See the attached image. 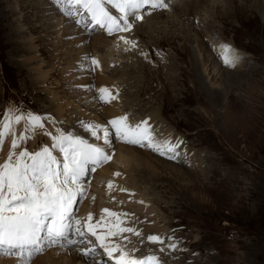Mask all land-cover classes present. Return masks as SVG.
Returning <instances> with one entry per match:
<instances>
[{
	"label": "rangeland",
	"instance_id": "374dc122",
	"mask_svg": "<svg viewBox=\"0 0 264 264\" xmlns=\"http://www.w3.org/2000/svg\"><path fill=\"white\" fill-rule=\"evenodd\" d=\"M27 1L0 0V114L6 115L9 106L19 107L50 123H44V131L37 129L36 134L32 133V139L29 136L23 140L28 124L22 119L24 127L17 132L18 124L12 121L14 128L11 130L14 132L10 139L9 135L0 138L2 148L5 144L8 146V153L4 151L2 158L5 163L14 151L27 150L35 154L47 144L54 143L51 135L46 136L49 133L46 126H53L56 131L59 129V134H75L90 143L94 137L86 129L91 125L104 127L106 122L101 121L103 114L98 113L106 109L105 105L102 109L95 106V101L89 107L85 105L91 100L87 98L85 101V93L91 94L92 88H79L72 84L77 91H71L66 81L71 72H62L69 65V59H59L67 47L61 48L58 43L65 37L67 41H80L87 37L84 42L90 46L102 30L94 31L89 24L76 23L65 16L53 0H38L46 4L45 8L36 7L37 0ZM175 1L185 2L171 0L168 9L145 14L143 21L136 22L131 31L109 35L113 40L124 36L136 44L135 48L127 44L109 52L116 59L110 70L125 73L121 79L126 94L122 108L127 111L128 123H139L138 117L157 111L161 126L183 141L178 149H186L181 155L183 163L192 164L191 167L183 166L180 156L171 160L153 151L154 158L170 163L178 171L159 168L152 175L155 179L150 176L152 183L161 182L160 187L153 185L154 190L150 187V180L144 178L147 186L150 185L148 188L142 185V191L147 193L143 196L153 208L158 225L168 233L164 238L171 237L173 233L172 237L178 241L182 238L185 245V240L197 243V250L189 245L190 248L185 250L178 246L176 256L171 250L180 264H264V0H207L206 3L204 0H197V3L186 0L192 8V13L186 15L175 9ZM109 9L118 15L111 7ZM154 14L163 15L149 21L148 16ZM64 21L68 24L60 29L64 26L58 23L63 24ZM148 21L153 22L155 31H151ZM201 29L211 33L213 40H207L208 43L204 42L201 47L197 41L199 56L206 61L196 75L191 57L194 40L189 38H195ZM68 33L72 34L63 36ZM199 37L201 41L205 39L203 33ZM84 42L80 43L84 45ZM221 45L230 46L239 57L236 63H243L244 67L229 70V66L222 62V56H218ZM235 45L243 51L235 49ZM212 47L217 54L213 53ZM92 52L85 53V57H92ZM85 57L84 61L79 59L80 64L77 63L75 70L88 67ZM83 62L86 66H81ZM41 65L42 68L45 65L43 70L54 68L50 74L54 80L50 77L49 83L48 80L47 83L38 82ZM90 80L95 83L94 78ZM59 83L60 89L57 87ZM93 88L96 89L95 84ZM60 90L67 94L65 98ZM54 96H62L63 103L69 101L70 105L64 111L67 116L55 114L56 103L62 99L56 100ZM80 108L92 113L80 115L78 122L74 118L77 117L75 111ZM3 122L4 116L0 115V124ZM160 123L150 126L151 129L155 131V126ZM107 124L106 128L111 130V125ZM8 139L11 144H8ZM13 140L20 145L16 149L12 148ZM111 141L117 145L120 140L112 136ZM189 144L192 151L187 149ZM143 172L147 173L144 169ZM75 216L79 220L78 215ZM52 249L39 255L32 264L45 259L44 256L47 257ZM62 257L60 263L67 264L70 256Z\"/></svg>",
	"mask_w": 264,
	"mask_h": 264
},
{
	"label": "snow or ice",
	"instance_id": "6c2138e0",
	"mask_svg": "<svg viewBox=\"0 0 264 264\" xmlns=\"http://www.w3.org/2000/svg\"><path fill=\"white\" fill-rule=\"evenodd\" d=\"M53 2L65 16L76 23L84 26L91 23L93 28L99 26L108 35H113L131 31L136 22L143 21L145 14L168 9L171 0ZM109 7L118 15L109 11ZM119 39L132 48L136 47L134 41L124 36ZM218 56H222V62L229 67H235L239 59L227 45L220 46ZM85 60L89 70L99 65L94 57L88 56ZM106 91L107 89H100L98 98L104 100L103 93ZM0 115L4 116V122L0 124L3 129L0 131V138L11 134L12 121L19 124L23 119L32 128L43 127L42 117L26 113L19 107L9 106L6 115ZM126 121L127 117L110 121L111 132L106 127L95 125L86 129L96 140H103L104 146L89 143L75 134L66 135L61 132L52 137L54 143L51 148L45 147L35 154L24 150L14 151L9 155L7 162L0 165V255L16 256L21 264H32L34 259L49 249L59 248L70 254L78 253L85 264H109L114 252L118 251L122 254L116 264H164L157 253L165 252L166 249L178 250L174 237L161 238L153 235L148 236L147 240L159 245L156 252L144 258L133 259L131 256L134 249L129 251L123 246L106 244L103 242L104 237L98 236L89 228L91 236L101 241L98 245L93 243L89 232L82 229L81 222L72 212L76 197L83 199L85 196L83 178L89 171H95L97 166L112 160V136L127 145L147 148L169 159H176L180 154L178 149L182 140L158 139L153 130L146 126V121L134 126ZM18 146V142L13 140L12 148L16 149ZM53 152L57 154L54 155ZM60 154H63L62 159L58 158ZM120 231L132 233L135 230L129 227ZM135 234L140 235L139 232ZM165 240L168 241L167 244Z\"/></svg>",
	"mask_w": 264,
	"mask_h": 264
},
{
	"label": "bare ground",
	"instance_id": "6f19581e",
	"mask_svg": "<svg viewBox=\"0 0 264 264\" xmlns=\"http://www.w3.org/2000/svg\"><path fill=\"white\" fill-rule=\"evenodd\" d=\"M37 1H35V6L36 7L45 8L46 4L43 5L44 3L39 2V1L37 2ZM193 1H196V3H197V0H193ZM233 1L235 2L236 0H233ZM175 2H176L175 4H177V6L175 7V9L176 10H179V12L181 14H185L186 15L188 13H192V8L188 5L189 3L186 0H185L184 3H181L179 1H175ZM206 2H207V0H204L203 1V3H206ZM243 3L245 4V2H243ZM31 4H32V2H31ZM255 4H257V3H255ZM221 7H222V5H221ZM250 8H251V6H250ZM45 12H44V14H45ZM244 12H243V15L245 14ZM161 15H163V14H160V15L154 14L153 16H150V17L148 16L149 21L150 20H153L154 18H159V16H161ZM189 15H191V14H189ZM244 16H246V15H244ZM249 20H251V19H249ZM254 20H256V19H254ZM149 21H148V24L151 25V31H155V25L153 24V22H149ZM165 22H167V21H165ZM67 24H68L67 21H64L63 24L58 23L59 26H61V25L64 26V27H62L60 29L66 28V25ZM88 24L91 25L92 29L95 30V31L96 30H98V31L101 30V28L99 26H96L95 28H93V24H91V23H88ZM212 25H211V27L213 28ZM142 27L147 28L144 25ZM151 31L148 30V33L149 32L151 33ZM200 33H203V35H204L203 38H205L202 41L200 40L201 38L199 37V34ZM200 33H196L197 36H195V38L194 37L191 38V36L189 38L192 41L194 40L192 42L193 47H194V50H192L191 57L194 60L193 67L196 70V75H199L200 70L202 68H204V66H205V64L203 63V61H206V59H201L200 56H199V52L197 51V47H198L197 41H200L199 42V47H201V46L204 45V42L208 43L207 40H211L212 37H213V35H211V33H208L207 31H203L202 29H201ZM71 34L72 33L63 34V36L64 35H71ZM103 36L108 37L110 39L104 38ZM103 36L98 35L97 36V39L92 44H90V46L86 45L87 42L86 43L84 42L85 39H87V37H85L84 39H81L80 41H78L76 39L73 40V41L68 40L69 42L67 41V37H65V38L63 37L65 40H61L60 39L61 41L58 42V43L60 44L61 48H65V47H67V48H66L65 51L62 50V52H61V53H63L62 54V58H59V59H64V58H66V60L69 59V61H68L69 62V65L66 68H64L62 72L63 73H66L68 70H69V72H71V74L69 75V77L66 78V81L68 80V82H69L70 88H72L71 91H77V89L73 88L74 87L73 86L74 84H76L75 87L78 86L79 88L82 87V86H86V87H83V88H86V89H88V88L91 89L92 88L91 94H89L87 91H86L87 93H85V96H84L85 101L87 100V98L88 99L89 98L91 99L90 102L88 101L87 103H85V105L87 104V107H89V105H92V102L93 101H95V106L96 105L99 106L100 109H102L101 108L102 105H105V108L106 109H104V111L101 110L100 112H98L99 115H101V113L103 114L102 118L104 120L102 119L101 120L102 122L106 121L108 123L107 125L109 126V124H110L109 122L110 121H112V120H119L121 117H127L126 123H128L130 119L128 118L127 111H125V109L122 108L123 103H125V101H126V98H125L126 94H125V91L123 89V82H121V79H123L125 73L122 72V71L116 73L117 71L116 72H113V71L110 70L112 62L113 61L116 62V59H113L109 55V52L110 51H112V50H114L116 48L119 49L120 46H124L125 47V45H127V44L123 43L120 39H117V38L114 39V40L111 39V37L107 34L106 31H105V34H103ZM118 37H120V36H118ZM126 39H128V38H126ZM81 41H83L85 44L84 45L81 44L80 43ZM79 44H81V45L78 46ZM214 45H216V44H214ZM123 48H122V50H123ZM213 49H214V52L213 53H216L217 54V50L215 48H213ZM208 50L206 49V52H209ZM90 51H93L92 53H94V55L92 57H94L95 59H97L99 61V65L98 66H95L92 70L94 72L97 71V75L94 78V80H95V83L94 84L96 86V92L98 93V96L100 95V93H99V90L100 89H102V88L103 89H107V91L105 93H103L104 100H101V99L97 98L98 96L97 97L92 96L93 90H94V88H93L94 84H89V82H90L89 80L91 78L90 77V72H92V70H89L88 67L83 68L81 71L75 70L77 63L80 64L78 62L79 59L80 60L81 59L83 60L84 59L83 57H85V53L90 52ZM119 51L117 53H120ZM114 52H116V51H114ZM212 57H213L212 60L215 62L214 56H212ZM84 65L85 64L83 62L81 66H84ZM44 66L45 65H43V68H44ZM79 66H78V69H79ZM221 66H222V64H221ZM243 67H244V64L243 63H236V66L235 67H229V70L230 69H232V70L233 69H241ZM43 68H42V65L39 67V73H38L39 74V78H38V82L40 84L45 83V82L47 83V80L48 79L50 80V77H51V75H50L51 74V70H54L53 67H50L51 69H48V70H45L46 68L43 70ZM51 78H52V80H54L53 77H51ZM49 80H48V83H49ZM60 83L57 84V87H59V89L61 88L60 87L61 86ZM65 85H68V84H65ZM50 86H51V84H50ZM47 87H49V86H47ZM41 90H44V89H41ZM64 93H65V91L62 90L61 91V94L65 98L67 96V94L66 93L64 94ZM43 97H45V96H43ZM54 97H55L56 100H61L62 99V102L61 101H59V102L57 101V103H56L57 104V107L55 109V111H56L55 114L58 117H64V115L67 116L68 114H65L64 111H66L67 106L70 105L69 104V101H67L66 103H63V97L62 96H54ZM106 100L109 101V102H105ZM70 103H72V102H70ZM52 104H54V103H52ZM74 106H76V105L74 104ZM93 106H94V104H93ZM90 113H92V112H86L84 109L80 108L79 110H76L75 111V114H77V117L74 118V119L79 122V119L81 118L80 115L81 116L82 115H88L89 116ZM116 116H118L119 119H116ZM158 117H159V113L157 111H154V112H152V114L148 113L147 116H145V117H138L137 119H140L141 118L139 123L146 121L147 122V125L149 126V128H151L150 126L156 125V123H158V122L160 123V121L158 120ZM71 118L72 117H70V119ZM46 121H44V120L42 121L41 120V124L44 126V123ZM22 122H23V120H21L20 124L17 125L18 126L17 127L18 129L17 130L15 129L17 132H20L21 131V128L24 127L23 124H22ZM106 122H104V127H106V125H105ZM137 122H136V124H139ZM48 123H50V121H47V124L46 125H48ZM13 124H12V129L14 128V125ZM128 124L129 125H132L133 123L131 124V122H130ZM136 124H134V125H136ZM91 126H93V125H91ZM91 126H89V127H91ZM56 127H58V126H56ZM155 127H156V130L159 129L160 135L165 140L166 139H171V140H177V139H179L177 137V135L175 133H173L171 130H169L167 128H163L161 126V123L160 124H157V126H155ZM37 129H39L40 131H42V130L44 131V128L43 127L42 128H32L28 124L27 128L25 129L26 130V132H25L26 134H23V136H22L23 140H25L26 137L27 138H29V136L31 137L32 136V133L34 134L37 131ZM75 129H76V127H75ZM46 130L49 133H51V137L56 136V135H59V132H58L59 129L56 131V130H54L53 126L51 127V125L50 126H46ZM79 130L80 129H78L77 132ZM13 132L14 131L11 130V134L9 135V139H10V136L12 135ZM74 132H76V131H74ZM109 132H111V131H109ZM39 135H41V134H39ZM46 136H48V134ZM32 137H31V139H32ZM41 138H42V136H41ZM43 138H44V136H43ZM9 139H8V144H11V143H9V142H11V141H9ZM37 140H36V142H37ZM117 141H118V139H117ZM118 142L119 143L116 145L115 144L116 142L111 141L112 148H113V151L111 153L112 160L109 161L108 163H105L103 165L97 166L95 168V171H89L88 174L83 178V188L85 190V196L83 197V199H81L79 196L76 197L75 205L73 206L72 211H73L74 214H78L79 216H81V221H85L87 223V225L90 226L91 223L93 222L91 219H97V217L100 216L103 207L109 208L111 210V212L116 213V215H108V217L110 218L109 220L112 219L113 222L116 223L117 226H120V228L118 230H116V235L120 236L123 239V240H120L121 241L120 243L123 245L124 248H126L129 251H132L133 249L127 248L128 247V244H129V242L127 240H132L133 246H135V244L141 243L143 240H145L144 238L141 239L140 238V235L137 236L135 234L136 232H139L141 234H145L146 233L147 236L155 235V236H158V237H161V238H164L165 236H168V233H166L165 230H162L161 229L162 227H160V224L158 225V223H157L155 225L154 219L155 220H158V218L156 217L157 218L156 219L154 216H151V213L154 212V210H153V208L150 207V205L148 203V200L145 199L146 196H143V195H146L147 194V193L144 194L145 192L142 191V185L145 184L147 186V182L144 181L143 179L144 178H147V180H150V182L152 183L153 180L150 178V176L154 175L157 172V170H159V168H162V169H165V170H167L168 168H172V169L174 168L175 172H177L178 170H177V167L175 168V167L171 166L170 163H167L166 161H160V160L154 158L153 157V154H151L153 152L152 150H149V151H147V150H139V149H137L135 147H132L134 145H127L124 142H120V141H118ZM34 143H35V141H34ZM90 143L97 144V145H100V146H104L103 140H96L95 138L91 139ZM52 144H53V142H51L50 144H47L46 147L47 148H51L52 147ZM136 147H139V146H136ZM32 150H34V149H32ZM4 151L8 153V146H6V144L4 145V148H1L0 149V165H3L5 163L4 162L5 160L2 161L3 156H5L4 155V153H5ZM154 153L157 154L156 152H154ZM53 154L56 155L57 152H53ZM62 155L63 154H60L58 158L62 159ZM143 169L147 173H144L143 172ZM117 173H119V175H117ZM153 179H155V178L153 177ZM155 183H152V186H150V187H152L153 190H154V186L153 185H155L156 187H160L161 186V184H160L161 182H159V183L158 182H155ZM109 184H111V187H109ZM149 185L150 184H148V186ZM148 186L146 188H148ZM94 214H95L96 217L94 216ZM120 214H126L125 215V219H122V220L117 221L121 217ZM117 216H119V217H117ZM135 216L141 218V220L143 219L144 216H147V217H150L151 216V219H149L148 221H145V222L144 221H137V223H136L134 221ZM89 217H91V219H89ZM129 227L132 228V229H134L135 231L132 232V233L121 232L120 231L122 228H129ZM101 230H102V228H101ZM107 231L111 235V233H112V231H111V225H108ZM185 243L187 245H189L190 247H193V248H195L197 250V248L195 247V244H197V243L190 242V240H185ZM151 245H152V253L153 252H156V249L159 247V245L158 244H152V243H151ZM132 252L133 253H136L135 251H132ZM137 254L140 255L142 258H144V257H146L148 255V254H139V253H137ZM174 254H175V256L178 255L176 251L174 252ZM157 255L160 257V259L162 261H164V264H180L181 263V262L179 263V262L176 261V257H173V255L171 254V250H167L166 249L165 252H159V253H157ZM62 256H70V259H69V261H67V264H85V261L80 257V255L78 253H76V254H70L69 253L68 254V252H66L65 250H61L59 248H54V249L50 250L49 254L47 255L48 258L46 256H44L45 259L40 260V261L38 260L34 264H62L59 261L60 259L63 258ZM49 258H52V260H50L52 262L49 261ZM15 260H16V256H13V259H9V258H5L4 256H0V264H21V262L17 263ZM198 264H204V263L203 262H200Z\"/></svg>",
	"mask_w": 264,
	"mask_h": 264
}]
</instances>
